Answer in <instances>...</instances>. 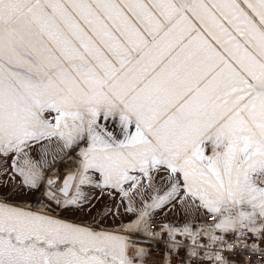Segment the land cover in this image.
I'll return each mask as SVG.
<instances>
[{
	"label": "snow or ice",
	"instance_id": "6c2138e0",
	"mask_svg": "<svg viewBox=\"0 0 264 264\" xmlns=\"http://www.w3.org/2000/svg\"><path fill=\"white\" fill-rule=\"evenodd\" d=\"M157 239L264 264V0H0V264H149Z\"/></svg>",
	"mask_w": 264,
	"mask_h": 264
},
{
	"label": "crops",
	"instance_id": "0c3cea01",
	"mask_svg": "<svg viewBox=\"0 0 264 264\" xmlns=\"http://www.w3.org/2000/svg\"><path fill=\"white\" fill-rule=\"evenodd\" d=\"M58 167L60 174L63 175L64 173L63 171L73 170L75 165L70 162L63 161L58 163ZM86 191H88L93 197H95V199L92 200V203L95 205V208L93 209V215H95L99 211L104 210L105 208L112 209L114 211L116 204L119 203L118 196L115 200L109 199L107 195H101L99 189H86ZM15 199H27V197L18 196ZM120 211L123 212V208H121ZM160 218L164 219L165 222L182 224L184 220L183 210H180L178 214H169L167 217H163V215L161 214ZM105 219L109 225L113 223V217L111 216V214H109V216H107ZM123 219L127 220L128 216L125 215ZM203 221H204V216L198 215L197 218L193 221V224L194 225L199 224L202 223ZM116 223H119V218H117Z\"/></svg>",
	"mask_w": 264,
	"mask_h": 264
},
{
	"label": "built area",
	"instance_id": "2783aa9c",
	"mask_svg": "<svg viewBox=\"0 0 264 264\" xmlns=\"http://www.w3.org/2000/svg\"><path fill=\"white\" fill-rule=\"evenodd\" d=\"M69 171L71 170H65L63 171L64 172L63 174ZM33 203H35V201H33ZM153 230H155V228ZM143 246L149 247V245H143ZM150 247H151V258H150L149 264H152V262L154 261H158L160 262V264H164L163 253L166 251V249H165V245L163 244L162 240L157 239V241L154 242ZM232 259L239 260L241 259V257L236 256V257H233ZM172 264H179V258L174 257L172 260Z\"/></svg>",
	"mask_w": 264,
	"mask_h": 264
}]
</instances>
